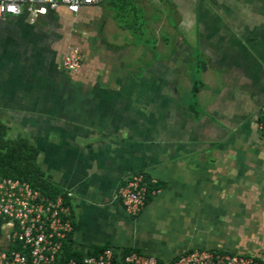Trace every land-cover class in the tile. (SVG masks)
<instances>
[{
	"label": "crops",
	"instance_id": "1",
	"mask_svg": "<svg viewBox=\"0 0 264 264\" xmlns=\"http://www.w3.org/2000/svg\"><path fill=\"white\" fill-rule=\"evenodd\" d=\"M74 45L82 65L69 71ZM263 105L264 0H102L0 19V120L73 192L84 253L264 260ZM138 172L161 188L131 216L116 192Z\"/></svg>",
	"mask_w": 264,
	"mask_h": 264
},
{
	"label": "built area",
	"instance_id": "2",
	"mask_svg": "<svg viewBox=\"0 0 264 264\" xmlns=\"http://www.w3.org/2000/svg\"><path fill=\"white\" fill-rule=\"evenodd\" d=\"M102 0H0V19L27 14L30 21L61 8L78 13L83 7L99 4ZM14 4L17 12L8 10ZM82 65V50L69 47L62 67L78 71ZM260 129L264 134V105ZM146 174L138 172L126 179L116 197L131 216L145 208L149 193ZM159 189L153 190V194ZM73 196L66 191L55 198L44 194L29 182L19 178L0 177V264H57L64 241L74 232L72 206L67 200ZM66 264H264L255 255L195 248L181 253L173 260H162L156 255L133 250L121 253L108 246L98 255L71 258Z\"/></svg>",
	"mask_w": 264,
	"mask_h": 264
},
{
	"label": "trees",
	"instance_id": "3",
	"mask_svg": "<svg viewBox=\"0 0 264 264\" xmlns=\"http://www.w3.org/2000/svg\"><path fill=\"white\" fill-rule=\"evenodd\" d=\"M127 1L129 3L133 0H114V2L120 5ZM194 86V94L200 90L201 82ZM10 126L4 121L0 120V177H13L19 178L23 181L29 182L33 187L40 189L44 194L51 198L57 197L59 194L64 193L60 188L53 184L50 177H48L45 171L39 164L38 147L28 137H8ZM147 180L151 177L146 174ZM159 183H149L148 199H152L154 194L153 190L160 189ZM67 202L70 203L68 199ZM71 204V203H70ZM108 246H95L91 247L88 253L77 249L75 247V241L73 239V233L68 236L64 241L63 249L58 256L57 264H66L71 258L82 259L85 255H98ZM133 250L142 252L140 249H126V253Z\"/></svg>",
	"mask_w": 264,
	"mask_h": 264
},
{
	"label": "clouds",
	"instance_id": "4",
	"mask_svg": "<svg viewBox=\"0 0 264 264\" xmlns=\"http://www.w3.org/2000/svg\"><path fill=\"white\" fill-rule=\"evenodd\" d=\"M3 10H4L3 7H0V11H3ZM8 10L10 12H13V13H16L17 12V8H16V6L14 4L9 5Z\"/></svg>",
	"mask_w": 264,
	"mask_h": 264
},
{
	"label": "rangeland",
	"instance_id": "5",
	"mask_svg": "<svg viewBox=\"0 0 264 264\" xmlns=\"http://www.w3.org/2000/svg\"><path fill=\"white\" fill-rule=\"evenodd\" d=\"M8 137H10V138H17V137H19V135H15V129H10V131H9V134H8Z\"/></svg>",
	"mask_w": 264,
	"mask_h": 264
},
{
	"label": "water",
	"instance_id": "6",
	"mask_svg": "<svg viewBox=\"0 0 264 264\" xmlns=\"http://www.w3.org/2000/svg\"><path fill=\"white\" fill-rule=\"evenodd\" d=\"M13 16V15H12Z\"/></svg>",
	"mask_w": 264,
	"mask_h": 264
}]
</instances>
